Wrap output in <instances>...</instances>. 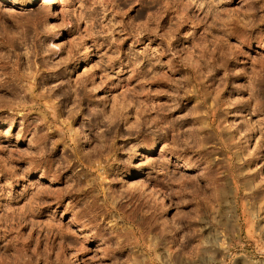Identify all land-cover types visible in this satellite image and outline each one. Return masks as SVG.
I'll return each mask as SVG.
<instances>
[{"label": "rangeland", "instance_id": "374dc122", "mask_svg": "<svg viewBox=\"0 0 264 264\" xmlns=\"http://www.w3.org/2000/svg\"><path fill=\"white\" fill-rule=\"evenodd\" d=\"M4 1L0 264H264V0Z\"/></svg>", "mask_w": 264, "mask_h": 264}, {"label": "bare ground", "instance_id": "6f19581e", "mask_svg": "<svg viewBox=\"0 0 264 264\" xmlns=\"http://www.w3.org/2000/svg\"><path fill=\"white\" fill-rule=\"evenodd\" d=\"M55 0H43V3H47V4H52L53 2H54ZM6 4H15V5H22V4H19V3H17V0H5L4 1ZM31 2H33V0H28L26 3L28 4V3H31ZM25 3V4H26ZM50 13H52V11H50ZM204 100V99H203ZM216 108V107H215ZM217 110V109H216ZM212 113H214V111L212 112ZM216 115V114H215ZM218 130V129H217ZM80 144H84V140H80V142H79ZM78 143V144H79ZM152 151L149 149V150H146V153H151ZM45 177V176H44ZM136 177H142V173L141 172H139L137 175H136ZM156 189H153V191H155ZM157 193V192H156ZM73 264H79L78 263V261L76 260V259H74L73 260Z\"/></svg>", "mask_w": 264, "mask_h": 264}]
</instances>
